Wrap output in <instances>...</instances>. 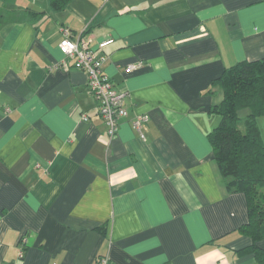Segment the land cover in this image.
<instances>
[{
  "label": "crops",
  "instance_id": "obj_1",
  "mask_svg": "<svg viewBox=\"0 0 264 264\" xmlns=\"http://www.w3.org/2000/svg\"><path fill=\"white\" fill-rule=\"evenodd\" d=\"M0 15V264H259L236 252L246 200L207 133L212 79L264 58V0H0ZM63 29L113 39L103 72L127 114L112 138Z\"/></svg>",
  "mask_w": 264,
  "mask_h": 264
},
{
  "label": "trees",
  "instance_id": "obj_2",
  "mask_svg": "<svg viewBox=\"0 0 264 264\" xmlns=\"http://www.w3.org/2000/svg\"><path fill=\"white\" fill-rule=\"evenodd\" d=\"M65 1L50 0V5L59 9ZM26 11L30 19L43 13ZM211 84L222 92L221 100L209 108L220 116L207 133L213 160L226 188L242 192L246 200V221L237 231L251 242L236 252L251 253L264 264V248L258 245L264 238V143L256 123V118L264 115V58L225 67ZM241 110L247 112L243 117Z\"/></svg>",
  "mask_w": 264,
  "mask_h": 264
},
{
  "label": "built area",
  "instance_id": "obj_3",
  "mask_svg": "<svg viewBox=\"0 0 264 264\" xmlns=\"http://www.w3.org/2000/svg\"><path fill=\"white\" fill-rule=\"evenodd\" d=\"M112 41L113 39L108 37L98 41L96 47L91 48L87 39H83L81 35L73 37L67 29H63V38L58 43L59 50L71 60L72 67L85 71L86 84L96 101L98 113L107 126L109 138L114 136L120 119L127 114L124 105L125 91L117 88L103 72V65L107 60L104 49ZM134 67L135 64H129L126 69L131 70ZM147 121L148 117L144 114L137 115L131 120L140 137H143L142 125ZM25 243L26 237H23L20 241L19 255L23 254ZM97 264L110 263L106 256H100Z\"/></svg>",
  "mask_w": 264,
  "mask_h": 264
},
{
  "label": "rangeland",
  "instance_id": "obj_4",
  "mask_svg": "<svg viewBox=\"0 0 264 264\" xmlns=\"http://www.w3.org/2000/svg\"><path fill=\"white\" fill-rule=\"evenodd\" d=\"M244 111H245V110H244ZM244 111H241V112H240V116H241V117L244 116V114H245V112H246V111H245V112H244ZM218 116H219V115H218ZM219 119H220V116L218 117V120L216 121L215 126L217 125V122H219ZM240 125H241V124H240Z\"/></svg>",
  "mask_w": 264,
  "mask_h": 264
}]
</instances>
